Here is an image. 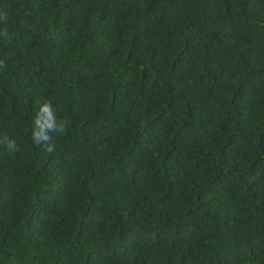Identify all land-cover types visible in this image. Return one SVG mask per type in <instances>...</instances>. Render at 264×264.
<instances>
[{"label": "trees", "instance_id": "1", "mask_svg": "<svg viewBox=\"0 0 264 264\" xmlns=\"http://www.w3.org/2000/svg\"><path fill=\"white\" fill-rule=\"evenodd\" d=\"M0 62V264H264V0H0Z\"/></svg>", "mask_w": 264, "mask_h": 264}, {"label": "clouds", "instance_id": "2", "mask_svg": "<svg viewBox=\"0 0 264 264\" xmlns=\"http://www.w3.org/2000/svg\"><path fill=\"white\" fill-rule=\"evenodd\" d=\"M3 64V62H0ZM67 130V122H61L59 125L56 121V115L52 107L51 101L44 103L37 115L34 118V130H33V139L37 145H44V150L47 152L54 151L53 144L50 143L51 136L50 132L65 133ZM4 140L7 142V148L9 151H16L17 145L16 142L8 141L7 136Z\"/></svg>", "mask_w": 264, "mask_h": 264}]
</instances>
